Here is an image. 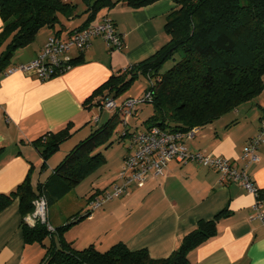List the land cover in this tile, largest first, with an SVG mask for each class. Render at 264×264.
I'll return each mask as SVG.
<instances>
[{"label": "crops", "instance_id": "crops-1", "mask_svg": "<svg viewBox=\"0 0 264 264\" xmlns=\"http://www.w3.org/2000/svg\"><path fill=\"white\" fill-rule=\"evenodd\" d=\"M65 1L77 6L74 0ZM173 8L171 0H159L140 9L116 6L102 10L96 19L106 17L113 23L115 32L122 37L120 50L108 51L103 40L95 38L83 52L72 48V68L48 81L40 82L29 73L0 74V194H10L26 178L33 189L46 181L68 147L64 146V151L61 144L44 161L33 142L67 124L72 126L69 141L73 140V147L83 140L77 142L87 133L90 111L95 106L91 105L93 99L87 105L85 101L112 74L149 59L167 43L164 25ZM84 9L83 5L81 14L76 12L70 19L59 16L53 28H41L30 45L13 53L9 67L36 58L50 36L65 38L82 27L86 20ZM2 27L0 19V32ZM100 99L99 96L93 102ZM229 114L228 118L221 117L198 128L184 145L191 153L226 159L240 169L244 165L243 148L264 119V76L263 91ZM94 120L98 125L100 118ZM256 153L258 161L247 167V173L261 192L264 213V143ZM122 160L111 176L100 177L95 171L76 186L87 183L89 189L82 205L79 194L72 198L76 208L68 219L82 217L92 196L112 190ZM254 203V197L237 183L220 182L216 171L196 162L173 160L163 176L148 177L142 188L133 185L127 195L106 202L90 218L71 225L63 238L76 250L93 245L104 252L123 243L129 250L143 249L151 259L159 260L169 257L199 222L216 219V236L188 253L190 264H264V222L254 218ZM68 219L57 223V227ZM22 224L19 200L15 199L0 212V264H41L45 247L26 244Z\"/></svg>", "mask_w": 264, "mask_h": 264}, {"label": "trees", "instance_id": "trees-1", "mask_svg": "<svg viewBox=\"0 0 264 264\" xmlns=\"http://www.w3.org/2000/svg\"><path fill=\"white\" fill-rule=\"evenodd\" d=\"M156 1L159 0H82L86 20L76 30L89 26L102 10L116 6L140 9ZM171 1L174 8L164 25L167 43L149 59L112 74L84 105L96 96L101 99L92 100V106H98L102 99L116 98L138 75H143L149 80L145 91H150L152 96L149 102L152 115L143 122L145 128L186 132L212 124L263 91L264 0ZM76 9L75 4L65 0H0L3 23L0 47L5 46L0 54V74L9 67L13 53L30 45L41 28H53L59 23V16L74 17ZM168 62L170 68L162 72ZM117 119L113 115L76 144L35 189L26 178L10 194H0V212L18 199L24 218L32 212V203L39 196L46 199L47 207L65 198L104 165L100 153L92 154L112 135ZM71 129V124H67L33 142L40 148L44 161L71 137ZM259 197L262 200L260 191ZM69 219L63 226L53 228V232L47 230L46 224L34 227L22 224L24 242L45 247L41 264H190L188 253L217 233L216 219L199 222L169 257L154 260L146 250L132 251L123 243H116L104 252L93 245L76 250L64 240L63 234L71 225L85 219V214ZM47 239L50 243L45 246Z\"/></svg>", "mask_w": 264, "mask_h": 264}, {"label": "built area", "instance_id": "built-area-1", "mask_svg": "<svg viewBox=\"0 0 264 264\" xmlns=\"http://www.w3.org/2000/svg\"><path fill=\"white\" fill-rule=\"evenodd\" d=\"M95 38H101L108 51H118L122 45V37L115 32L114 25L109 19L106 17L100 20L95 19L86 28L69 32L65 38L58 35L50 36L36 58L28 63L11 66L1 74L9 76L15 73H29L34 74L40 82L48 81L72 68L73 60L69 56L72 48L83 52L89 48L91 41ZM151 99V92L145 91L139 99L128 98L120 103H116L112 98L102 99L98 107L111 111L118 117L120 124L127 128V117L133 116L137 106L149 103ZM196 132L197 128H191L186 132H171L151 127L135 130L129 134L126 129L120 137L123 138L126 135L130 137L129 147L122 160L117 183L113 185L110 192L90 198L85 218H90L92 213L106 202L127 195L133 185L142 188L148 177L163 176L167 164L175 160L180 163L196 162L205 168L216 171L219 174L220 182L240 185L255 199L254 218L264 222L259 190L247 173V167L258 161L256 152L264 143V119L259 124L257 134L250 138L243 148L241 159L244 165L240 169H237L226 159L189 152L184 142L191 140ZM32 205V212L23 218L24 224L28 227L46 224L47 230L53 232V228L47 224L46 199L39 196Z\"/></svg>", "mask_w": 264, "mask_h": 264}, {"label": "rangeland", "instance_id": "rangeland-1", "mask_svg": "<svg viewBox=\"0 0 264 264\" xmlns=\"http://www.w3.org/2000/svg\"><path fill=\"white\" fill-rule=\"evenodd\" d=\"M74 3L77 4L76 12L79 13L80 15L83 10L82 0H74ZM2 50H3V46H2V49L0 47V54ZM170 66H171V62L166 63L162 68V72L166 71L168 68H170ZM148 86H149V80L147 79V77L143 75H138L137 78L134 80L133 84L126 91L118 95L114 101L116 103H120L124 99H126L128 95H131L134 99H139L140 97L144 95L145 90L147 89ZM105 94L106 93H104V95ZM95 98L98 100L99 96H96ZM135 111L136 113H134L133 116L127 117L126 119L128 123L127 128H124L120 124L119 119H117L116 126L112 132V135L109 137V139L104 144L100 145L93 151L92 155L100 153L105 159L104 165L96 171L97 172L96 174L100 175V177L111 176V174H113L115 168L121 162L123 155L127 153V149L129 147L130 137L126 135L120 140V135L123 134L126 129L129 134L134 132L135 130L144 129L145 126L143 125V122H145L152 115V106L149 103H144V104L137 106ZM90 112H91L90 115L92 116L89 118V122L86 126L87 133L81 138H79L77 142L80 141V139H85L88 135H90L89 130H94L98 128L99 125L105 123L108 119H111L113 117V113L111 111L101 109L100 107L96 105L93 106ZM228 116H230V114L224 115L223 118H228ZM95 118H100V122L98 125H96L95 123V120H94ZM72 143H73V140L72 142L71 140L69 141V139L64 141L62 143L63 145L62 150L65 151L64 146H67L68 148H66V151H67L66 153H68L74 145ZM86 184L87 183H83L82 185H80V187H75L71 191V193L68 194L61 201L48 206L47 208V224L48 225H50L52 228H56L57 223H59L60 221H66L65 219H68L72 209L76 208V205L74 206L73 201H72V198H75L76 194H79L81 198V199L78 198L79 204L80 205L83 204L84 196L86 195L87 190L89 189ZM70 200L72 201V204H70L71 203ZM73 200H76V199H73ZM49 243L50 242L47 239L44 244L48 245Z\"/></svg>", "mask_w": 264, "mask_h": 264}]
</instances>
